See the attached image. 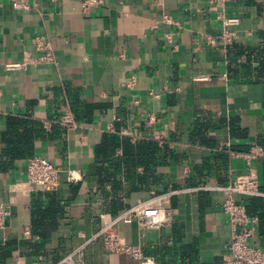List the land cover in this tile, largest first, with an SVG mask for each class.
Wrapping results in <instances>:
<instances>
[{
  "label": "crops",
  "instance_id": "crops-1",
  "mask_svg": "<svg viewBox=\"0 0 264 264\" xmlns=\"http://www.w3.org/2000/svg\"><path fill=\"white\" fill-rule=\"evenodd\" d=\"M28 2L30 9H17L0 0V203L12 207L0 231V264H54L125 210L112 213L87 175L106 132L156 140L179 157L159 167L156 187L122 194L128 206L154 189H182L172 200L174 225L140 231L136 221L120 223L121 234L142 245L148 264H223L231 228L223 194L207 187L247 172L244 157L232 152L264 149V0L227 2L226 15L241 25L225 48L205 42V33L221 31L209 0H101L87 9L83 0ZM37 37L52 47L53 63L31 61L41 54ZM65 114L74 123L62 122ZM34 155L62 169L65 214L50 224L47 239L32 231L34 193L41 190L27 179ZM254 166L264 184V156ZM84 257L86 264H139L107 251L101 239Z\"/></svg>",
  "mask_w": 264,
  "mask_h": 264
},
{
  "label": "built area",
  "instance_id": "built-area-1",
  "mask_svg": "<svg viewBox=\"0 0 264 264\" xmlns=\"http://www.w3.org/2000/svg\"><path fill=\"white\" fill-rule=\"evenodd\" d=\"M216 10L217 19L221 21V31L216 34L205 33V42L210 47H227L238 39L241 19L239 17H229L226 15V5L229 0H209ZM17 9H30L28 0H11ZM101 0H83L84 9L100 4ZM167 23L178 24L170 16H164ZM167 41L174 43L171 34H167ZM37 49L41 54L32 58L35 63H53L54 54L50 44L44 37H37L35 41ZM176 47L177 45L174 44ZM27 65L24 63H8V70H18ZM135 80L130 79L128 86L133 87ZM152 96L159 94L150 91ZM154 116L151 114L148 122L154 123ZM60 120L64 123H74L70 114L62 115ZM153 137L161 140L162 136L153 130ZM232 155L244 157L247 164V172L236 176L226 185L208 186V189L218 190L223 194L222 210L227 216L231 228V238L229 243V253L223 257V264H264V247H262L258 237L257 229L259 219L255 215L248 213L246 205L241 201L243 198L253 196H263L260 189L257 169L254 161L264 156V149L258 146L251 147L246 152H232ZM62 169L52 160L42 155H34L27 160V179L30 186L41 190H58L61 185ZM71 180L76 177L71 169L68 170ZM182 189L172 188L165 192L151 191L150 194L136 203L131 204L114 219L105 220L102 227L82 244L66 253L54 264H86L85 250L89 243L101 239L107 251L115 254L128 255L139 261V264H148L152 261L144 254L140 243H131L120 232V223L137 222L138 229H156L171 227L175 223L173 197L180 193ZM12 213V207L8 203H0V231L6 226L8 217ZM26 234L29 230L26 229Z\"/></svg>",
  "mask_w": 264,
  "mask_h": 264
},
{
  "label": "trees",
  "instance_id": "trees-1",
  "mask_svg": "<svg viewBox=\"0 0 264 264\" xmlns=\"http://www.w3.org/2000/svg\"><path fill=\"white\" fill-rule=\"evenodd\" d=\"M261 52H264V49ZM119 149L122 150V155L116 154ZM30 152L31 150H24L19 153L30 155ZM171 159L179 157L166 144L160 145L156 140L133 141L131 137L106 132L96 146V158L87 175L90 181L97 182L98 189L106 196L108 209L116 213L119 209H127L130 206L124 203L122 194L129 196L132 192L149 191L161 183L163 179L159 167ZM139 167H143L142 173L138 172ZM72 186L74 192H77L80 183H74ZM260 189L264 191L263 183H260ZM241 201L246 205L249 214L258 217L257 234L264 247V197L253 196ZM65 204L59 189L36 191L33 200V233L47 239L48 227L50 224L52 228L57 225L58 220L65 214Z\"/></svg>",
  "mask_w": 264,
  "mask_h": 264
}]
</instances>
